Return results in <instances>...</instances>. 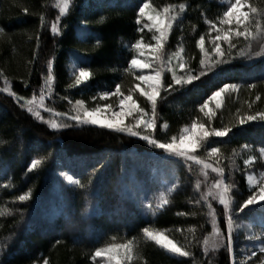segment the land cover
Here are the masks:
<instances>
[{"label":"trees","instance_id":"16d2710c","mask_svg":"<svg viewBox=\"0 0 264 264\" xmlns=\"http://www.w3.org/2000/svg\"><path fill=\"white\" fill-rule=\"evenodd\" d=\"M143 2L72 0L61 16L56 0H0V28L4 29L0 32V264H43L45 259L48 264H103L99 258L92 259L97 247L125 244L133 249L129 264H231V254L223 247L224 206L213 189L218 180L230 188L233 220L250 222L261 231L264 204L243 210L240 205L255 189L248 183L249 168L262 167L264 120L238 121L241 116L264 113V54L244 55L241 50L248 51L249 41L234 37L236 48L229 63L187 82L189 75H199L201 70L197 45L201 35L212 52L207 22L222 17L227 7L221 0H147L154 12L185 6L177 10L164 50L173 62L178 54L187 68L183 87L177 86L166 97L162 92L163 99L158 98V125L151 138L173 142L193 123L203 124L209 132L229 129L223 137L210 135L198 147L195 159L150 147L140 136L63 121L61 116L71 115L77 100L92 110L111 103L101 93L114 89L116 83L122 84V90L134 87V74L125 71L137 55L131 44L141 36L145 44L155 43V30L138 31L145 25L141 18L137 23ZM248 3L264 10V0ZM257 19L264 25V17ZM53 22L59 34L51 32ZM261 41L258 35L252 42L256 53H264L257 46ZM81 67L92 74L77 84ZM163 75L170 79L171 73ZM224 83L239 87L210 108L208 102L209 118L199 105ZM42 94L47 95L46 109L59 118L60 128L50 125L48 112L39 120L27 110L32 99ZM17 97H23V102L18 103ZM133 99L151 111L138 90ZM245 144L250 148L243 149ZM212 147L218 151L212 153ZM251 156L256 159L245 165ZM115 189L125 197L117 207ZM25 193L28 199L19 201ZM162 198L165 206L155 210ZM215 225L224 240L212 246ZM144 228L164 234L191 255L169 252ZM247 245L243 232H233L235 259L239 264H257L264 253Z\"/></svg>","mask_w":264,"mask_h":264},{"label":"snow or ice","instance_id":"6c2138e0","mask_svg":"<svg viewBox=\"0 0 264 264\" xmlns=\"http://www.w3.org/2000/svg\"><path fill=\"white\" fill-rule=\"evenodd\" d=\"M69 0H63V4L60 6V13L64 14L68 11ZM185 6L181 5L180 10H183ZM150 5L147 0H144L141 6L138 8V19L137 23H139L140 18L147 16V20L151 21V24H145L143 27L139 28L138 31L143 32L144 27H148L150 29L154 28L155 33L153 35V40L155 43L145 44L144 37L141 36L139 39L135 40V43L131 44V47L137 50V55H133L128 62V67L125 71L134 74L135 77V85L134 87L122 90V84L116 83L114 85V89H109L103 91L101 96L103 98H108L115 96L118 103L117 111H108L112 108V105L109 103H104L102 105L98 104L92 110H88L83 107L84 101L77 100L76 105V114L71 117L73 121L76 122L77 125H92L104 127L109 130H114L122 133H129L133 136H141L140 127L142 126L144 129H155L157 127L156 124V109L158 98L163 99L161 97V93L163 92L164 97L171 94L173 91H177L178 87H183L186 83L184 79V72L187 71L186 62L176 54V61L173 64L172 59L168 56V54L164 50V44L166 41V36L171 28V22L176 21L177 16L173 14V6H169L163 10V14H151L146 13V9H149ZM247 9V11L245 10ZM25 13L29 12L27 7L23 8ZM257 17H264V10L257 9L253 7L248 0H230L227 8L224 10L222 17H220L218 22L209 20L207 23L211 31H214L216 35L212 36V52L210 53L205 48V37L203 35L200 36L197 41V45L200 48V52L202 54L199 64L201 66V70L199 75H189L187 82H191L193 79H198L199 76L205 75L207 69L214 68L217 65L225 64L230 62V58H232V49L236 48V44L233 42V37L237 39L243 37L245 40L249 41L248 43V51L245 53L242 49L241 52L244 55L251 57L252 55H259L264 53H256L252 48V42L257 40V36L262 38L261 43L257 46L264 48V25L261 24L260 20ZM59 21V17H57V22ZM57 22H53L51 25V32L56 35L59 34L60 29L58 28ZM217 23L222 25L221 27H217ZM226 26V27H225ZM4 29L0 28V32H3ZM39 39V37H37ZM226 42L227 47L222 48L221 43ZM99 43V41L97 42ZM149 52L150 55L145 56V52ZM154 54V55H151ZM155 64L154 69L151 66ZM51 65H49V69ZM139 69L140 72L137 74L136 70ZM145 69H149L147 74L144 73ZM181 70V74L178 75L177 70ZM168 71L171 73L170 79L165 78L163 73ZM92 73L85 67H81L79 69V73L75 78V82L80 84L83 80H86ZM141 84L145 85L141 87ZM239 86L236 84L224 83L221 88L217 91L212 92V94L199 105L200 111L204 112L205 116L211 118V113L205 111L208 106V102L210 100H217L221 93L225 92L228 89H236ZM249 88L255 87L253 84L248 85ZM139 91V95L145 98V101L148 105L151 106V114L145 113V108L141 107L136 99H133V93ZM15 96V93H13ZM95 99V97H93ZM259 99V97H257ZM17 102L22 103L23 97H17ZM218 106V105H217ZM29 112H32V108L27 109ZM36 118L39 120H43V117L39 112H36ZM67 115V114H66ZM105 116V119H101V116ZM125 117H132L135 120V125L133 127H129L124 123ZM264 120V113H256L247 116H241L239 118V123L244 124L246 121L251 120ZM210 124V119H209ZM53 128H60L61 126L53 123L51 125ZM68 125H65L67 127ZM167 127V124L164 125ZM197 127L195 123H193L192 128ZM201 129H204V125H199ZM189 132L191 129L188 130ZM229 129H213L212 132L207 130L203 131V136L196 137L194 140H188L186 143V137L181 136L179 140V144H173L171 142L162 143L158 140L152 139L151 134L143 135V139L148 143L154 145L159 149H167L169 152H177L180 155H183L190 159H195V155L192 152V147L197 141H201L204 138L212 135L223 137L227 134ZM173 140L176 138L173 137ZM203 146V144L201 145ZM243 149L250 148V145L245 144L242 146ZM218 149L216 147L211 148L212 153H216ZM260 155L264 156V148L260 149ZM256 159L255 156L249 157L248 160L244 161L245 165L252 163ZM36 161L33 160L31 164V168L36 167ZM217 171L223 172V169H217ZM71 179V178H70ZM248 180L251 183L253 180V176L251 174L248 175ZM75 183L79 185L81 188L84 185L80 184L79 180H76ZM216 187L221 189L220 191V203L224 206L222 209V215L226 217L227 221V231L225 234V243L223 247L225 250L231 254V264H239V262L235 259V253L233 252V216L235 214V209L232 206V201L230 197V188L226 184H222L221 181L216 182ZM29 193H25L18 196L19 201H25L28 199ZM260 202H264V179L257 182L255 185V189L248 195L247 199H245L240 205L241 210L248 206L259 204ZM151 208V205H148ZM261 228V237L260 239V251L264 253V224L260 225ZM143 231L147 233L153 240L157 243H160V238L154 236L151 232H149L148 228H144ZM168 247L169 250L173 253H177L181 256H190L191 253L183 250L180 247L175 246L171 242L164 245ZM122 248L123 251H119L118 249ZM133 249L130 244L120 245V246H110V247H97L92 254V259L96 260L98 257L101 259L107 258L109 264H112L114 261L115 264H129L132 260ZM251 256L255 257L256 252H251ZM43 264H48L47 259L43 261ZM257 264H264V258L259 259Z\"/></svg>","mask_w":264,"mask_h":264},{"label":"rangeland","instance_id":"374dc122","mask_svg":"<svg viewBox=\"0 0 264 264\" xmlns=\"http://www.w3.org/2000/svg\"><path fill=\"white\" fill-rule=\"evenodd\" d=\"M229 2H230V0H221V3L223 5H225L226 7L228 6ZM71 3H72V0H69L68 10L70 8ZM62 4H63V0H56V8L59 9V12H60V6ZM177 10L180 11V9H177V8L174 9L173 8V14L176 15V16H177V12H178ZM245 10L247 11V9H245ZM66 13H64V14H61L60 13V15L61 16H64ZM146 13H148L149 15H151V14H161L162 15L163 14V12L162 13L161 12H154V11H152L150 9H146ZM141 22H144V24H151L152 23L151 21H148L147 20V16L142 17L141 18ZM172 24H173V22H171V26H172ZM221 26L222 25H220V24L217 25V27H221ZM146 28H148V27H146ZM152 29L155 30L154 28H152ZM210 34L211 35L209 37H210V42H211V46H212V39H211V37L214 36V35H216V33L214 31H210ZM167 35H168V33H167ZM166 38H167V36H166ZM225 44H226V42H222L221 43V47L223 48L225 46ZM148 55H150V53L146 51L145 52V56H148ZM151 55H154V54H151ZM174 63H175V61L173 62V64ZM154 67H155V64H153L151 66L152 69H154ZM148 71H149V69H145L144 70V73L147 74ZM137 72L139 73L140 70L137 69ZM144 86L145 85L141 84V87H144ZM231 91H233V89H228L225 92L221 93V96L217 100H211V102L209 104V108L211 107L212 104H216L217 102L220 103L221 102L220 100H221L222 96L224 94H226V93L231 92ZM46 96H47L46 94H42V95H40L38 97L33 98L32 101H31V103H30V105H29V108H32V112L34 114H36V112H39L40 115H42V113L44 114L45 112H48V114H50V116L49 117L47 115L46 116L48 117V120H49L50 125H52L53 123L58 124L59 118L58 117H55V113H53L52 111H48L46 109V106H45V97ZM109 98L112 99L111 103H109V104L112 105V108L110 110H108V111L109 112L110 111H117L118 110V103H119L118 99L116 97H114V96L108 97V99ZM83 107L86 108L84 105H83ZM76 109H77V105H75L73 107V111H72L71 115H68V116H63L62 115L61 117H63V121H65L67 119H68V121H70V120L73 121L71 119V117L76 114ZM145 113L150 115L151 114V111L148 110V109H146L145 110ZM68 117H70V118H68ZM100 118L101 119H105V116L102 115ZM73 122H75V121H73ZM124 123L127 124L129 127H133V125H135V120L132 117H125L124 118ZM156 124L158 125L157 118H156ZM196 125H197V127H195V128H192V125H191L190 127L186 128L183 131V133H182L181 136L186 137V143L188 142V140H194L198 136H200V137L203 136V131L206 130V129L205 128L204 129H201L198 124H196ZM139 127H140V131H141L140 138H142L143 135H148V134H151L152 135V133L154 132V129H144L142 126H139ZM189 129H191L190 132L188 131ZM180 137L178 139L173 140V142H171V143L178 145L179 144ZM208 138H209V136L206 137V138H204L201 141H197L194 144V146L192 147V149H191L192 152L195 154V152L197 151L198 147L204 141H206V139H208ZM148 144H150V143H148ZM148 146L151 147L153 145L150 144ZM159 150H161V149H159ZM162 150H164L165 153H167V154H176V156H183V155L178 154L177 152H169L167 149H162ZM260 158L262 160V167L260 165L255 166V167L254 166H251L249 168V171L247 172V179H248V175L249 174H251L253 176L252 182L250 183L249 180H248V183H249V185L251 187H254V188H255V185H256L257 182H259L262 179H264V156H261L260 155ZM62 175L65 176L64 174H62ZM66 179H67V181L69 183H73V180H71L69 176H67ZM220 181H221L222 184H224L222 182V180H220ZM164 184H166V183L164 182ZM213 189H214V193H216L218 195L219 202H220V191H221V189H218L216 187V184L213 185ZM113 196H114V200H117V202H118V203H114V207H117L118 205L121 204V202H124L125 201V197L122 195L121 190H119V189H115V193H114ZM165 204H166V201L162 198L161 200H159L158 204L155 206V210L162 209L165 206ZM262 204H264V202H260L259 204L252 205L251 207L258 206V205H262ZM122 212H125V211L122 210ZM119 222L120 221L117 220V223H119ZM232 231L234 232L235 235L236 234L239 235V232H243L245 234V236H246V240H247V243H248L247 247L254 248V250H260L261 244H260V239H258V237H261V231L258 232L254 228H252V226L250 225V222H243V221H238L237 219L236 220L234 219L233 220ZM153 235L160 238V241L161 242L158 243L159 245H161L162 247L166 248L169 252H171L168 247H165L164 246V245L168 244L169 242H171L172 244H174L170 239H168L162 233H153ZM210 240H211V238H210ZM220 240L222 241L224 239L221 236V233L218 231L217 226L215 225V229H214L213 236H212V240H211V245L212 246L217 245L220 242ZM118 250L119 251H123L121 248L118 249ZM175 254H177V253H175ZM99 260L103 264H109V261L107 260V258H105V259L99 258ZM112 264H115V262L113 261Z\"/></svg>","mask_w":264,"mask_h":264}]
</instances>
